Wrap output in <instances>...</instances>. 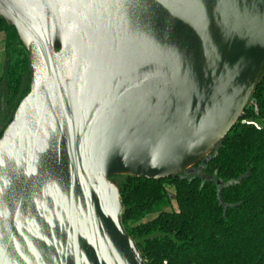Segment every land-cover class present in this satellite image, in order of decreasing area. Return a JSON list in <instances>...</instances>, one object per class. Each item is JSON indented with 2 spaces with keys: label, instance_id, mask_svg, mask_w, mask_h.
<instances>
[{
  "label": "water",
  "instance_id": "1",
  "mask_svg": "<svg viewBox=\"0 0 264 264\" xmlns=\"http://www.w3.org/2000/svg\"><path fill=\"white\" fill-rule=\"evenodd\" d=\"M30 88L0 137V264H145L109 179L208 157L264 79V0H0Z\"/></svg>",
  "mask_w": 264,
  "mask_h": 264
},
{
  "label": "trees",
  "instance_id": "2",
  "mask_svg": "<svg viewBox=\"0 0 264 264\" xmlns=\"http://www.w3.org/2000/svg\"><path fill=\"white\" fill-rule=\"evenodd\" d=\"M0 33L1 120L28 94L30 72L26 50L1 17ZM114 185L123 227L145 264H264V79L232 131L200 163L175 177L121 176Z\"/></svg>",
  "mask_w": 264,
  "mask_h": 264
},
{
  "label": "rangeland",
  "instance_id": "3",
  "mask_svg": "<svg viewBox=\"0 0 264 264\" xmlns=\"http://www.w3.org/2000/svg\"><path fill=\"white\" fill-rule=\"evenodd\" d=\"M3 41H4V35L0 33V78L2 77L4 73L5 64H6V56H5V52L3 49ZM120 177L121 176H118L115 180H111V183L114 184L116 181L120 180ZM166 189L168 193L173 194V189L171 187H167ZM172 206L174 209H176L174 202L172 203Z\"/></svg>",
  "mask_w": 264,
  "mask_h": 264
},
{
  "label": "flooded vegetation",
  "instance_id": "4",
  "mask_svg": "<svg viewBox=\"0 0 264 264\" xmlns=\"http://www.w3.org/2000/svg\"><path fill=\"white\" fill-rule=\"evenodd\" d=\"M13 113H12V115L9 114V116L1 118V120H0V135H2V132L4 131V129L6 127V122L4 119H11L13 117Z\"/></svg>",
  "mask_w": 264,
  "mask_h": 264
},
{
  "label": "built area",
  "instance_id": "5",
  "mask_svg": "<svg viewBox=\"0 0 264 264\" xmlns=\"http://www.w3.org/2000/svg\"><path fill=\"white\" fill-rule=\"evenodd\" d=\"M252 106H253L254 111H256V106L255 105H252ZM243 123H245L246 125H251L254 128H256V129L259 128L258 124H256L255 122L243 121Z\"/></svg>",
  "mask_w": 264,
  "mask_h": 264
}]
</instances>
